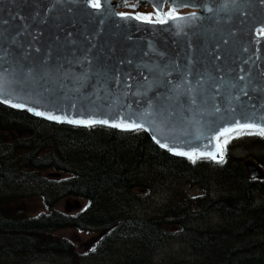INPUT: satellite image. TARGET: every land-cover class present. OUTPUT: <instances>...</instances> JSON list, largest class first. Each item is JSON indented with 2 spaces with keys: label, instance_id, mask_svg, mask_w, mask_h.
<instances>
[{
  "label": "trees",
  "instance_id": "obj_1",
  "mask_svg": "<svg viewBox=\"0 0 264 264\" xmlns=\"http://www.w3.org/2000/svg\"><path fill=\"white\" fill-rule=\"evenodd\" d=\"M230 145L223 163H193L143 129L58 124L0 103V264H196L154 258L185 235L205 252L199 264H264V177H248ZM249 146L262 152L252 157L264 170V138ZM213 176L224 187L217 197ZM165 182L173 186L165 201L137 213ZM212 211L217 236L190 223ZM66 229L92 233L87 253L60 234ZM253 234L262 235L246 241Z\"/></svg>",
  "mask_w": 264,
  "mask_h": 264
},
{
  "label": "water",
  "instance_id": "obj_2",
  "mask_svg": "<svg viewBox=\"0 0 264 264\" xmlns=\"http://www.w3.org/2000/svg\"><path fill=\"white\" fill-rule=\"evenodd\" d=\"M99 2L101 7L96 9L88 0H0V71L22 76L31 69L39 82L29 86L30 99L26 96L23 102L36 107L30 101L40 99L41 89L48 87L63 92L59 106L68 111L57 115L87 118V112L83 117L78 115L87 109L135 118L151 101L164 117L173 114L166 133L173 127L187 129L190 135L180 139L191 140L201 150L206 144L208 150L215 146V141L209 144L214 131L208 126L213 122L219 126L225 109L235 107L236 113L229 115L237 119L242 114L264 115V92L249 91V99L240 94L245 82L238 79L250 73L251 87L264 88V36L258 35L264 27V0H183L187 6L177 7V14L196 12L197 19L166 23L135 19L137 11H154L159 0ZM132 4L138 6L130 7ZM170 6L165 3L164 11ZM233 83L238 87L231 88ZM189 88L197 99L195 105L187 102ZM236 95L240 100L232 99L229 104ZM71 103L76 104L75 110L69 107ZM217 105L220 113L214 112ZM14 109L36 116L26 109ZM197 131L204 133L198 141L193 139ZM146 132L151 139L156 134ZM167 142L171 144L172 136ZM244 165L249 177L262 178L264 173L253 161L246 160Z\"/></svg>",
  "mask_w": 264,
  "mask_h": 264
},
{
  "label": "snow or ice",
  "instance_id": "obj_3",
  "mask_svg": "<svg viewBox=\"0 0 264 264\" xmlns=\"http://www.w3.org/2000/svg\"><path fill=\"white\" fill-rule=\"evenodd\" d=\"M167 3L171 6L167 11H164L163 5ZM88 4L92 8L99 9L101 7V3L99 0H88ZM137 4H132L130 7H137ZM187 6L183 3V0H180V3H177V0H159L158 3H154V12L148 15H143L137 13L135 15V19L137 20H146L149 22H158V23H166L167 20L177 21V20H195L197 19V13L191 12L188 13L187 16H181L177 14V7ZM207 11H213L212 8H207ZM124 18H131L126 13H119ZM152 15H161L166 19H160L158 21H152ZM258 35L264 36V27L258 30ZM247 63V61H245ZM261 75H264V72H261ZM44 77H41L43 80ZM239 81H244L243 87H240V94L249 97V91L254 92H264V88H252L251 85L253 83L252 77L249 73L248 76L241 75L239 76ZM39 82L36 80L33 75L32 70L30 69L27 73H24L22 76L18 75L15 72L9 73L7 70L0 71V103L8 104L11 107L26 109L29 112L34 113L36 116L46 117L50 121L55 122H66L72 125H83V126H94V125H109L110 127H118L130 130H140L144 129L146 131L152 130L156 134L153 135L152 139L156 141L157 144L160 145L161 148H165L170 152H173L176 155L187 157L192 160L193 163L196 162L198 158H209L211 160L217 161L218 163H223L225 158V152L227 151V145L232 139L240 138L242 136H260L264 138V115H260L257 117L255 113L252 114H242L239 119L234 118L236 108L231 107L225 109V116L221 117L222 123L217 126L215 122L208 126L209 131H214V135L209 138V144L215 141V146L212 150H208V144L203 145V150H201V146L193 145L191 140H183L180 139L181 136L190 135L187 129H179L170 128L168 132H165V128L168 127V121H170L172 113H169L167 117H164V113L156 112L153 103L148 101V108L143 113L136 114L135 118H131L128 115L123 113H118L117 115H112L111 112H94L91 110H82L78 113L80 117L85 115L87 112V118H74L65 114H55V113H63L68 111L67 108H61L59 106L63 101L61 97L63 96L62 89H49L48 87H44L40 92V99L35 101H30L31 103L36 104V107L29 106V103L23 102L25 101L26 96L30 99L31 92L29 91L30 85H37ZM180 86L177 85V88ZM219 87V86H217ZM231 88L235 89L238 87L236 83L230 85ZM79 92V88L76 89ZM189 94V99L187 102H190L192 105L197 103V99L194 95H190L192 89L189 88L187 90ZM235 99L237 101L240 100V95H236L231 97L228 100V103L231 104V100ZM251 99V97H249ZM14 100L21 101L19 103H14ZM91 102V101H90ZM94 103V102H93ZM39 107H43L46 111L38 110ZM69 107L72 110L76 109V104L71 103ZM254 107V106H253ZM264 108V105H262ZM214 112L220 113L221 107L214 106ZM101 115L106 118L97 119L96 116ZM119 116V119H117ZM142 117V119H141ZM152 117V119H149ZM157 117H160L157 120ZM140 120V122H137ZM146 124L151 127H146ZM179 132V135L176 133ZM204 133L202 131H197L196 135L193 137L194 140H200L203 137ZM163 137L166 142H161L159 137ZM169 136H172L171 144L168 141ZM223 138V139H222ZM187 148L185 151L183 148Z\"/></svg>",
  "mask_w": 264,
  "mask_h": 264
},
{
  "label": "rangeland",
  "instance_id": "obj_4",
  "mask_svg": "<svg viewBox=\"0 0 264 264\" xmlns=\"http://www.w3.org/2000/svg\"><path fill=\"white\" fill-rule=\"evenodd\" d=\"M248 135L242 136L240 138H235L230 141L231 143V149L234 154H237L241 157H243L242 164L243 166L246 160H251L253 161L256 166L262 170L264 173V170L262 169L261 166H259L253 159L252 155L262 153L261 151H258V147H251L249 146L251 138ZM264 153V152H263ZM245 169V167H244ZM58 175V174H57ZM56 175V176H57ZM264 177V174L262 178ZM216 177L213 176L210 179V187H211V192L210 195L213 197L219 196L218 194L224 190V187L222 185H219L215 179ZM179 186H183L182 184ZM187 187V186H185ZM173 188L172 185H170L168 182L161 183V186L157 187L154 192L150 194V201L148 203H143L142 207H140L137 210V213L140 215L142 213H146L144 211L151 212L152 211V206L154 203H161V201H165V195L168 193L171 189ZM190 192L197 193L200 191L199 187H193V188H188ZM228 194V193H225ZM261 200L258 198L256 199V204H260ZM217 212L212 211L208 214H206L203 217L195 218L192 221H190L191 224L194 226H197L202 229H206L207 226H209V235L210 236H217L215 229L218 228L219 226H216L217 222L221 221L220 216H218ZM207 230V229H206ZM208 232V231H206ZM61 235H65L71 240L75 241L77 245L80 247L82 251L88 252V249L91 247V239H93L92 233L91 232H81L73 229H66V230H61L60 231ZM262 234H253L250 235L246 241H254L258 240L259 236ZM258 237V238H257ZM264 237V236H263ZM240 242H237L236 245H240ZM95 257V256H94ZM100 258V255L97 256ZM96 258V257H95ZM154 258L157 259L158 262H166L171 260V258H175L176 260L180 258H184L187 261H194L196 264H199L203 262L205 258V252L200 251V252H195L191 250V240L189 237L182 236V237H172L170 239H167L164 244L154 253ZM32 264H38V262H34ZM233 264H239L237 262H234Z\"/></svg>",
  "mask_w": 264,
  "mask_h": 264
},
{
  "label": "flooded vegetation",
  "instance_id": "obj_5",
  "mask_svg": "<svg viewBox=\"0 0 264 264\" xmlns=\"http://www.w3.org/2000/svg\"><path fill=\"white\" fill-rule=\"evenodd\" d=\"M152 17H155V15H152Z\"/></svg>",
  "mask_w": 264,
  "mask_h": 264
},
{
  "label": "bare ground",
  "instance_id": "obj_6",
  "mask_svg": "<svg viewBox=\"0 0 264 264\" xmlns=\"http://www.w3.org/2000/svg\"><path fill=\"white\" fill-rule=\"evenodd\" d=\"M120 12H122V10H120Z\"/></svg>",
  "mask_w": 264,
  "mask_h": 264
}]
</instances>
